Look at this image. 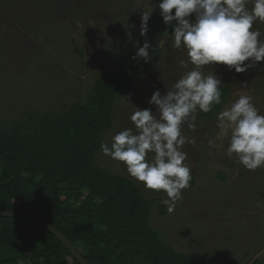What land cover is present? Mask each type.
<instances>
[{
	"label": "rangeland",
	"instance_id": "rangeland-1",
	"mask_svg": "<svg viewBox=\"0 0 264 264\" xmlns=\"http://www.w3.org/2000/svg\"><path fill=\"white\" fill-rule=\"evenodd\" d=\"M54 1L55 16L39 30L31 21L37 1L20 0L11 10L10 0H0L6 133L30 110L87 102L98 77L135 53L162 2L68 0L65 10ZM151 43L155 63L115 98L95 161L150 202L148 224L176 252L208 250L210 264H236L247 252L241 264H264V164L257 155L264 147V0H205L187 11L179 34ZM221 84L230 87L221 112L199 122L204 97Z\"/></svg>",
	"mask_w": 264,
	"mask_h": 264
},
{
	"label": "trees",
	"instance_id": "trees-1",
	"mask_svg": "<svg viewBox=\"0 0 264 264\" xmlns=\"http://www.w3.org/2000/svg\"><path fill=\"white\" fill-rule=\"evenodd\" d=\"M18 1L10 0L11 10L20 6ZM35 1L39 10L31 21L41 30L55 16L56 1ZM57 1L64 8L68 0ZM203 1L162 0L145 21L135 53L120 57L113 71L98 77L87 102L58 111L30 110L7 124L8 133L0 127V210L51 224L87 264H210L208 250L200 255L176 252L148 224L150 202L129 180L95 161L103 136L113 125L115 98L128 92L133 79L155 63L158 48L151 42L158 35L179 34L187 11ZM229 95L227 84L209 91L199 108V122L215 118ZM232 150L238 153L237 147ZM257 155L264 164V147ZM216 175L226 181L224 172ZM194 182L193 175L184 177L188 188ZM0 264L80 263L42 226L0 216Z\"/></svg>",
	"mask_w": 264,
	"mask_h": 264
},
{
	"label": "water",
	"instance_id": "water-1",
	"mask_svg": "<svg viewBox=\"0 0 264 264\" xmlns=\"http://www.w3.org/2000/svg\"><path fill=\"white\" fill-rule=\"evenodd\" d=\"M0 216L2 217H9L14 219H22L34 222L46 230H48L51 234H53L70 252L72 257L76 259L80 264H87V262L81 257V255L78 253V251L74 248V246L70 243L68 239H66L57 229H55L51 224L36 218L32 215L28 214H22L17 212H8V211H2L0 210Z\"/></svg>",
	"mask_w": 264,
	"mask_h": 264
}]
</instances>
